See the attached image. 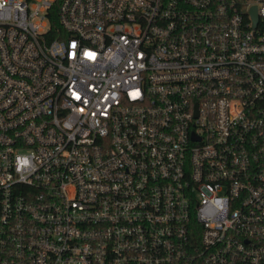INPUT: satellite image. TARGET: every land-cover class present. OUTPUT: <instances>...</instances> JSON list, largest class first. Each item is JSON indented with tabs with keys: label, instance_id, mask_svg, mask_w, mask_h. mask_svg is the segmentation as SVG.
Instances as JSON below:
<instances>
[{
	"label": "built area",
	"instance_id": "2783aa9c",
	"mask_svg": "<svg viewBox=\"0 0 264 264\" xmlns=\"http://www.w3.org/2000/svg\"><path fill=\"white\" fill-rule=\"evenodd\" d=\"M0 264H264V0H0Z\"/></svg>",
	"mask_w": 264,
	"mask_h": 264
},
{
	"label": "trees",
	"instance_id": "16d2710c",
	"mask_svg": "<svg viewBox=\"0 0 264 264\" xmlns=\"http://www.w3.org/2000/svg\"><path fill=\"white\" fill-rule=\"evenodd\" d=\"M57 6L58 4L55 5V7L53 8V11H51V15H50V19H51V23H52V36H56L55 34V29L60 27V24L58 22V18H57Z\"/></svg>",
	"mask_w": 264,
	"mask_h": 264
},
{
	"label": "water",
	"instance_id": "95a60500",
	"mask_svg": "<svg viewBox=\"0 0 264 264\" xmlns=\"http://www.w3.org/2000/svg\"><path fill=\"white\" fill-rule=\"evenodd\" d=\"M252 15H253V18H254L255 23H257V21H258V15H257V11H256V8L255 7H253V9H252Z\"/></svg>",
	"mask_w": 264,
	"mask_h": 264
}]
</instances>
